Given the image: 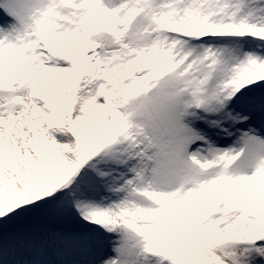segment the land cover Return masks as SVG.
<instances>
[{"label":"snow or ice","instance_id":"obj_1","mask_svg":"<svg viewBox=\"0 0 264 264\" xmlns=\"http://www.w3.org/2000/svg\"><path fill=\"white\" fill-rule=\"evenodd\" d=\"M0 264H264V0H0Z\"/></svg>","mask_w":264,"mask_h":264}]
</instances>
